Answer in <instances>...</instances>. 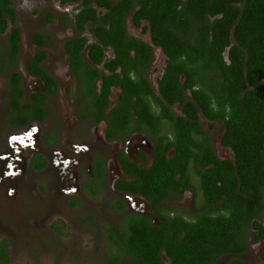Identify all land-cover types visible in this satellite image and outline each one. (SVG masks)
<instances>
[{
    "label": "flooded vegetation",
    "instance_id": "obj_1",
    "mask_svg": "<svg viewBox=\"0 0 264 264\" xmlns=\"http://www.w3.org/2000/svg\"><path fill=\"white\" fill-rule=\"evenodd\" d=\"M160 1L0 0V246L8 264L18 240L22 253L31 240L38 255L39 229L50 235L53 264L72 262L68 251L82 252L85 237L112 264L137 219L168 248L203 216L226 213L209 194L218 167L237 165L224 143L230 107L224 119L216 115L199 68L188 63L186 72L183 50L164 48L169 32L191 38ZM257 221L264 229V212ZM259 234L252 229L243 253L213 264H256L255 254L264 264Z\"/></svg>",
    "mask_w": 264,
    "mask_h": 264
},
{
    "label": "trees",
    "instance_id": "obj_2",
    "mask_svg": "<svg viewBox=\"0 0 264 264\" xmlns=\"http://www.w3.org/2000/svg\"><path fill=\"white\" fill-rule=\"evenodd\" d=\"M160 2L167 18L191 38L180 42L169 32L164 48L183 50L186 72L188 63L199 68L203 86L217 97L216 115L224 119L230 107L224 143L234 149L237 165L219 166L210 189L209 204L224 215L203 216L194 231L185 230L183 244L168 248L161 244L166 241L162 233L137 219L122 229L125 239L110 262L125 258L131 264H165V252L172 264H213L221 256L243 253L252 229L260 231L257 241L264 238L257 221L264 212V0H188L182 10L177 0ZM217 14L222 18L212 23L209 16ZM194 70H188L189 80ZM206 96L201 90L200 97ZM8 262L0 246V264Z\"/></svg>",
    "mask_w": 264,
    "mask_h": 264
},
{
    "label": "rangeland",
    "instance_id": "obj_3",
    "mask_svg": "<svg viewBox=\"0 0 264 264\" xmlns=\"http://www.w3.org/2000/svg\"><path fill=\"white\" fill-rule=\"evenodd\" d=\"M41 231V236L39 239L42 240L37 250L38 255L32 254L33 250H31L30 253V248L32 247L31 240L30 245L27 247V251L23 252V247L21 244V240H18L16 247L13 248V254L11 255V264H53V257L51 255V247H52V240L49 238L50 235H47L45 233V230L39 229ZM48 233V232H47ZM17 236V234H16ZM22 236H25L22 234ZM85 237V236H84ZM88 239V237H85ZM84 238V250L82 252L77 253L76 250L73 252L69 250V254L74 257L75 259L72 260L70 263H65V264H108L103 252L101 251V248H94V244L87 243L86 239ZM24 241V240H22ZM26 240L24 242H27ZM77 245H80L82 243V240H77L76 241ZM250 246V245H249ZM251 254V251L247 252V255ZM248 255V256H249ZM253 255V253H252ZM255 254L253 255V258L255 259V263L257 264L259 257ZM257 258V260H256ZM252 257L250 258L249 256V261H251ZM247 263V262H246Z\"/></svg>",
    "mask_w": 264,
    "mask_h": 264
},
{
    "label": "water",
    "instance_id": "obj_4",
    "mask_svg": "<svg viewBox=\"0 0 264 264\" xmlns=\"http://www.w3.org/2000/svg\"><path fill=\"white\" fill-rule=\"evenodd\" d=\"M163 260L165 261L166 264L168 263V260L166 258H163Z\"/></svg>",
    "mask_w": 264,
    "mask_h": 264
}]
</instances>
